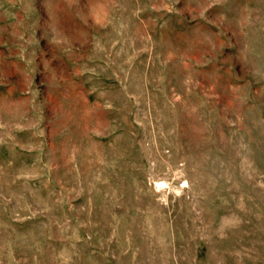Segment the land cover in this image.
<instances>
[{
	"label": "rangeland",
	"instance_id": "obj_1",
	"mask_svg": "<svg viewBox=\"0 0 264 264\" xmlns=\"http://www.w3.org/2000/svg\"><path fill=\"white\" fill-rule=\"evenodd\" d=\"M0 264H264V0H0Z\"/></svg>",
	"mask_w": 264,
	"mask_h": 264
}]
</instances>
